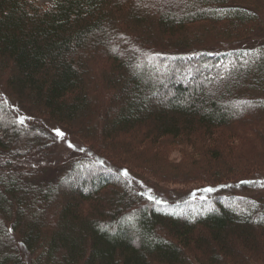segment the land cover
<instances>
[{"label":"trees","instance_id":"1","mask_svg":"<svg viewBox=\"0 0 264 264\" xmlns=\"http://www.w3.org/2000/svg\"><path fill=\"white\" fill-rule=\"evenodd\" d=\"M235 3L0 0V78L33 114L68 128L80 119L91 145L143 173L161 162L179 181L193 169L216 182L250 178L264 163V39L253 33L258 13ZM3 102L0 264H243L264 255V200L157 203L102 155L72 159L48 180L53 137L19 124ZM175 147L178 164L168 156Z\"/></svg>","mask_w":264,"mask_h":264},{"label":"rangeland","instance_id":"2","mask_svg":"<svg viewBox=\"0 0 264 264\" xmlns=\"http://www.w3.org/2000/svg\"><path fill=\"white\" fill-rule=\"evenodd\" d=\"M39 5L43 7H50L52 5V0H35ZM155 1V0H153ZM235 5H241L247 8H252L258 13L259 22L256 29L253 31L257 34H261L262 37L258 40L261 41L264 39V0H236ZM157 32V31H156ZM158 32L157 35L158 36ZM252 35V34H251ZM209 38H207L208 42H211L213 39L215 40H222V36H215V35H208ZM256 37V36H254ZM149 38V37H148ZM151 38V37H150ZM257 39H252L249 44H253V41L258 43L256 41ZM146 61L150 60V62H153L158 67L162 66V64L167 63V61L161 63L158 61V58L155 56L149 55L147 53L143 56ZM160 59V57H159ZM162 60H167L166 58H161ZM6 81L0 78V98L4 101L3 103L6 104L7 108L12 113L13 117L16 119L18 116H27L31 119H28L25 122V126H33L35 133H38L39 130H44L48 134H50L54 141L50 144L53 147V151L50 152V156L47 159H44L43 161V167L45 170L42 171L41 176L44 178H47L48 180H52L55 178L56 175H58L62 170L66 167L68 163L72 159H75L77 157H86L88 159H92L94 161H100V157L104 160L105 164L107 166H113L112 169L115 170V172L119 173L123 179L128 182L131 186L136 188L137 191L147 195L152 196L158 201H166V202H174V201H182L188 197H193V193H195V197H206V198H212V196H220V195H231L236 194L240 195L241 197H253L256 199H262L264 200V163L260 166H254L255 170L254 173L246 177H236L234 181L232 180H226L223 181H210L212 177H215V175H208L203 176L200 174L199 170L192 171V174L194 177H187L185 181H179L175 179L166 178V176H174L176 177V174H174L173 171L170 170V167L166 165H162L161 162H159L158 166V172H148L143 173L142 170H137L134 168L131 164L125 163L126 161H117V159L114 157H110L109 154L115 153V150H110L108 147L102 146L100 149L101 143H98L96 147L90 144L88 139L89 137L85 133L80 130L82 128L79 126V123H81L80 119L76 122L75 126L72 128H68L67 126L64 127L63 125H60L56 123L53 120H49L48 117L42 116V115H35L33 114L27 104L25 102H22L16 95L8 89L7 86H5ZM59 128L65 133V136L63 138L57 137L54 133V129ZM70 129V130H69ZM75 129V130H74ZM249 130V129H247ZM75 132V133H74ZM250 131H247L245 135H248ZM32 137L27 138L23 144H20L18 141L16 143V146L19 147L20 145H24L23 147H26ZM234 143L238 142L237 140H231ZM231 141H227V146L230 145ZM236 141V142H235ZM71 142L73 145H75L74 148H69L68 143ZM33 143V141H32ZM91 146L98 151V154L96 151L91 149ZM240 146H244L242 143H240ZM185 148V147H184ZM80 149H83L81 151ZM180 148L175 147L172 149V152L169 151V158L175 161H178L180 163L181 159L184 157L179 153ZM185 150V149H184ZM119 152V151H118ZM184 153H186L184 151ZM264 153V152H263ZM102 155V156H101ZM264 155V154H263ZM140 160V159H139ZM32 161L38 162L41 161L38 157H32ZM23 162V161H22ZM186 162V161H185ZM186 168L185 172L190 169V160L186 162ZM88 163H85L84 165H87ZM248 164V162H247ZM261 164V163H260ZM250 165V164H249ZM248 165V166H249ZM250 167V166H249ZM123 168H127L128 175L124 176L122 173L124 170ZM248 168V167H247ZM94 166L89 169V178L98 173V169ZM257 169V170H256ZM130 171V172H129ZM165 175L163 177L162 175ZM64 175V174H63ZM213 179V178H212ZM243 181H247V183H242ZM68 184V183H67ZM66 184V185H67ZM83 186V184H81ZM68 186V185H67ZM206 188H212L214 191L212 192H204L203 189ZM66 192V191H65ZM21 249V246H20ZM263 253H258L257 256L247 255V263L243 264H264V255L261 256ZM26 255V254H25ZM227 264H240L236 262L230 261V263Z\"/></svg>","mask_w":264,"mask_h":264},{"label":"snow or ice","instance_id":"3","mask_svg":"<svg viewBox=\"0 0 264 264\" xmlns=\"http://www.w3.org/2000/svg\"><path fill=\"white\" fill-rule=\"evenodd\" d=\"M52 6L54 7L55 4H53ZM50 10H51V8L46 9V11H50ZM28 119H31V118H30V117H27V116H18V118H17V122H18L19 124H21V125H24L25 122H26ZM53 131H54V133H55V135H56L57 137L63 138V137L65 136V133H64L62 130H60L59 128H56V129H54ZM68 147H69V148H74L75 145H73L71 142H69V143H68ZM80 150L83 151V149H80ZM101 163H103V162L101 161ZM122 174H123L124 176H127V175H128L127 170H124ZM242 183H247V181H243ZM262 186H264V184H262ZM202 191H204V192H212V191H214V189H212V188H206V189H203ZM192 195H193V198H195V193H193ZM148 198H149V199H154L152 196H149ZM201 198H202V199H206V197H201ZM157 203H161V201H157Z\"/></svg>","mask_w":264,"mask_h":264}]
</instances>
